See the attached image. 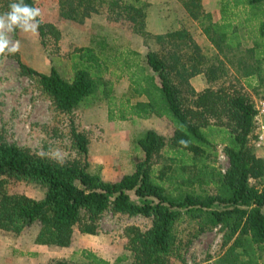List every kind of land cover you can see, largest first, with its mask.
Returning <instances> with one entry per match:
<instances>
[{
	"label": "trees",
	"instance_id": "1",
	"mask_svg": "<svg viewBox=\"0 0 264 264\" xmlns=\"http://www.w3.org/2000/svg\"><path fill=\"white\" fill-rule=\"evenodd\" d=\"M106 1L111 12L118 10L134 22L146 40L156 38L175 46L167 55L154 49L147 52L154 73L148 71L139 50L96 34L89 45L70 53V76L56 64L50 72H42L16 53L22 74L35 81L56 114L72 116L84 106L107 101L110 120L166 117L174 133L170 139L154 129L140 133L136 144L144 158L118 180L91 171L90 137L72 118L70 140L76 157L70 161L0 138V229L20 234L37 223V244L69 247L76 227L84 234H97L109 212L141 215L151 218V226L129 225L125 232L133 264H172L173 257L185 262L195 236L181 235L184 222L194 224L196 236L219 227L222 252L214 264H264V161L254 143L256 101L243 86L222 79L227 73L223 59L206 66L187 29L151 34L146 28V4L59 0V6L65 18L83 22ZM179 1L219 51L237 63L242 77L264 83V0H221L220 20L205 9L203 0ZM12 2L0 0V14ZM24 2L38 7L37 0ZM38 19L41 43L51 57L50 42L57 44L62 31ZM185 47L192 52L183 59ZM198 74L212 83L223 81L197 90L190 78ZM125 77L128 90L118 97L114 83ZM219 146L230 161L225 171L217 164ZM20 180L41 188L44 196L10 192V184ZM81 254V262L58 259L55 264H118L126 258L111 262L89 249Z\"/></svg>",
	"mask_w": 264,
	"mask_h": 264
},
{
	"label": "rangeland",
	"instance_id": "2",
	"mask_svg": "<svg viewBox=\"0 0 264 264\" xmlns=\"http://www.w3.org/2000/svg\"><path fill=\"white\" fill-rule=\"evenodd\" d=\"M121 1L133 5L146 4V28L153 35L175 29H187L200 46L199 53L205 58L206 66L212 63L217 65L219 60L223 59L227 73L222 79L227 84L243 86L254 101L264 98V83L256 78L242 77L237 70V63H231L204 35L198 24L186 16L181 1ZM208 1L214 5L216 20H220L222 14L217 5L220 0ZM37 4L41 9L42 20L56 24L62 31V38L57 44L50 42L51 57L41 43L39 30L36 34L17 30L10 34V39L14 42L20 41V50L17 53L20 59L42 72H50L52 65L56 64L62 72L70 76L72 69L70 53L76 47L89 45L96 34L107 36L117 45H127L139 50L150 73L154 72L147 64V52L154 49L167 55L175 48L156 38L146 40L137 31L134 22L124 14L119 15L118 10L115 12L109 10L108 1L83 22L65 18L61 13L59 0H37ZM225 50L229 57H233L231 52ZM191 52V49L182 48L183 59ZM176 81L181 82V79L176 77ZM190 82L197 90L208 86L215 87L220 83L209 82L204 74L193 76ZM128 87L129 81L126 77L117 80L114 83V94L120 97L127 92ZM185 93L187 94L186 91ZM71 118L77 128L87 132L90 137L91 171L101 173L107 180H118L124 174L132 172L136 163L144 158V153L137 149L136 144L140 133L154 129L167 139L174 133V126L166 117L110 120L107 101L84 106L76 110L72 116L56 114L51 101L42 94L35 81L22 74L18 57L0 56V138L29 147L41 154L47 153L61 162L70 161L76 157L75 150L71 148ZM217 164L223 171L230 166L223 146H219ZM9 189L10 192L24 193L35 198L44 196L41 188L24 180L14 181ZM151 222V218L141 215L129 216L109 212L102 218L101 228L97 234H84L76 227L73 243L69 247L36 245L35 239L39 231L37 223L27 227L20 234L0 229V264H55V260L58 259L81 262L84 259L81 254L83 249L92 250L111 262H116L119 257H126L118 264H133L132 252L127 248L126 227L138 225L142 229H147ZM180 231L186 239L195 237L186 252V261L182 262L173 257L172 264H214V259L222 252L223 233L219 227L196 236L194 224L184 222L180 225Z\"/></svg>",
	"mask_w": 264,
	"mask_h": 264
},
{
	"label": "clouds",
	"instance_id": "3",
	"mask_svg": "<svg viewBox=\"0 0 264 264\" xmlns=\"http://www.w3.org/2000/svg\"><path fill=\"white\" fill-rule=\"evenodd\" d=\"M41 9L24 0H15L9 4V10L0 14V56L15 55L20 50V41L10 39V34L17 30L36 34L40 27ZM183 143V141H181Z\"/></svg>",
	"mask_w": 264,
	"mask_h": 264
},
{
	"label": "built area",
	"instance_id": "4",
	"mask_svg": "<svg viewBox=\"0 0 264 264\" xmlns=\"http://www.w3.org/2000/svg\"><path fill=\"white\" fill-rule=\"evenodd\" d=\"M256 127H255V147L257 153L263 158L264 161V98L256 100ZM262 180L264 183V172L262 176Z\"/></svg>",
	"mask_w": 264,
	"mask_h": 264
},
{
	"label": "crops",
	"instance_id": "5",
	"mask_svg": "<svg viewBox=\"0 0 264 264\" xmlns=\"http://www.w3.org/2000/svg\"><path fill=\"white\" fill-rule=\"evenodd\" d=\"M182 3V2H181ZM203 4H204V7H205V9L207 10V11H210V12H212L213 14H214V18H215V20L217 19L216 18V16H215V9H214V5L213 4H210L209 3V1L208 0H203ZM182 5H183V3H182ZM216 5V4H215ZM217 5H219V11H221V0H220V2L217 4ZM183 9H184V11L186 12V16H188L189 18H190V20H192V21H194V22H196L192 17H191V15L189 14V12L187 11V9L185 8V6L183 5ZM197 23V22H196ZM198 24V23H197ZM199 26V25H198ZM200 27V26H199ZM200 30L202 31V29H201V27H200ZM203 32V31H202ZM204 33V32H203ZM204 35L207 37V35L204 33ZM206 37H203L204 39H207ZM203 38H202V40H203ZM209 39V38H208ZM198 75H201V74H198ZM197 76V75H196ZM88 112V111H87ZM92 235V234H91ZM36 245H38V244H36Z\"/></svg>",
	"mask_w": 264,
	"mask_h": 264
}]
</instances>
